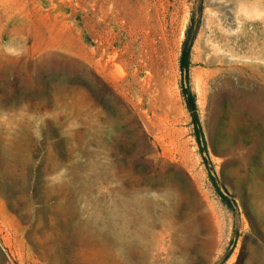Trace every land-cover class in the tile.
Returning a JSON list of instances; mask_svg holds the SVG:
<instances>
[{"label": "rangeland", "instance_id": "rangeland-1", "mask_svg": "<svg viewBox=\"0 0 264 264\" xmlns=\"http://www.w3.org/2000/svg\"><path fill=\"white\" fill-rule=\"evenodd\" d=\"M0 264H264V0H0Z\"/></svg>", "mask_w": 264, "mask_h": 264}, {"label": "trees", "instance_id": "trees-1", "mask_svg": "<svg viewBox=\"0 0 264 264\" xmlns=\"http://www.w3.org/2000/svg\"><path fill=\"white\" fill-rule=\"evenodd\" d=\"M190 32V30H189ZM192 44V37H189V34L187 35L186 40L184 41V47L183 51L180 57V67L181 71L185 74V76H188L189 73V67H190V48ZM182 93L186 102V106L191 114L192 122L194 126V133L195 137L203 151H206V141L204 137V133L202 130L201 122L199 119L198 111H197V104H196V98L195 95L192 93L189 87L182 86ZM210 177L214 183V186L216 187L219 195L221 196L224 203L231 206V200L230 198L225 195L219 188L214 176L210 173Z\"/></svg>", "mask_w": 264, "mask_h": 264}]
</instances>
